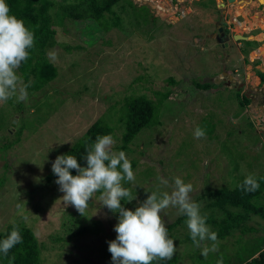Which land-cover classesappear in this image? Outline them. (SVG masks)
<instances>
[{
	"label": "rangeland",
	"instance_id": "rangeland-1",
	"mask_svg": "<svg viewBox=\"0 0 264 264\" xmlns=\"http://www.w3.org/2000/svg\"><path fill=\"white\" fill-rule=\"evenodd\" d=\"M54 1L56 18L64 0ZM169 1H135L141 8L122 12L115 6L120 24L107 31L87 20L64 19L54 26L56 44L47 50L58 68L55 79L25 101L0 102L5 119L0 124V231L12 223L29 227L41 246L38 264H113L105 251L117 237L119 215L103 206L97 192L82 216L64 203L56 180L47 183L45 175L101 117L114 125L113 151H122L116 149L122 131L116 110L127 95L146 94L155 101L157 92H169L158 110L160 124L141 129L124 151L135 161V180L127 182L135 199L127 201V209L135 211L153 192L171 193L179 177L193 185L191 199L207 217L213 213L206 208L212 197L203 193L230 189L264 171V134L254 119L262 111L253 108L255 103L264 108V84L257 75L264 72L259 37L264 1L173 0L172 6ZM217 24L228 39L205 35ZM18 75L23 80L20 68ZM196 83L211 86L199 89ZM19 115L31 127L12 143ZM197 127L204 129L203 138H195ZM259 195L252 200L255 208L264 206V192ZM161 215L166 227L182 216L174 207ZM186 221L167 228L177 247L175 264H218L221 258L223 264H239L251 248L264 249V219L254 213L218 236V250L207 258L191 241ZM86 222L97 223L99 233L77 235Z\"/></svg>",
	"mask_w": 264,
	"mask_h": 264
},
{
	"label": "clouds",
	"instance_id": "clouds-1",
	"mask_svg": "<svg viewBox=\"0 0 264 264\" xmlns=\"http://www.w3.org/2000/svg\"><path fill=\"white\" fill-rule=\"evenodd\" d=\"M9 13L6 0H0V102L13 98L22 102L28 98L27 88L30 85L24 83L18 69L28 60L35 37L23 20ZM194 136L203 138L204 129L197 127ZM114 144L111 134L97 136L96 141L86 148V167H82L74 155L58 156L52 164L53 174L58 177L55 182L64 193L62 199L66 205L74 206L84 216L89 201L101 192L99 200L103 206L119 213V222L114 228L117 237L109 242L108 248L113 264H152L155 260H171L177 247L169 237L161 215L170 207L177 208L180 214L187 217L190 237L197 248H202V256L207 258L210 252H216L217 233L207 225V218L200 213V205L191 199V183L186 184L176 177L171 193L165 191L158 195L153 192L135 211L121 204L125 198L128 202L135 199L122 186V182L134 181L135 174L126 153L113 151ZM73 169L77 170V175L72 174ZM161 183L167 185L168 181L161 178ZM241 187L247 192H255L260 184L255 175L250 174ZM24 219L27 220V217ZM22 240L18 227L14 225L7 238L0 240V253L7 256ZM218 264H223L222 258Z\"/></svg>",
	"mask_w": 264,
	"mask_h": 264
},
{
	"label": "trees",
	"instance_id": "trees-1",
	"mask_svg": "<svg viewBox=\"0 0 264 264\" xmlns=\"http://www.w3.org/2000/svg\"><path fill=\"white\" fill-rule=\"evenodd\" d=\"M6 3L10 8L9 14L23 20L25 26L34 33L35 37L34 47L29 50L30 56L20 67L24 83L30 85L27 88L28 95H32L34 92L40 90L58 75L57 66L47 57V50L56 44L55 25L62 24L64 19H71L74 21L87 20L95 25L96 30L98 28L99 31H107L112 26H119L120 24V16L114 10L115 6H118L121 12L127 8L132 10L141 8V5L135 4L132 0H64L58 5L60 11L55 18L52 13V9L56 4L54 0H6ZM259 37L264 39V32L259 34ZM64 47L66 50H70L68 45H64ZM257 75L260 79V83L264 84V72L258 71ZM170 81L172 82V79ZM195 86L199 89H205L211 85L196 83ZM168 94V91L157 92L158 97L155 101L146 94L127 95L123 98V103L116 110V121L122 129L120 134L121 142L116 146V149L128 151L130 144L141 129L160 124L158 120V110ZM243 104L244 101L239 99V105ZM20 108H22V104L18 103L17 109ZM3 120L5 119H3L2 111H0V124ZM25 127L30 128L31 124L24 119L23 115H19L17 128L14 132L15 139L12 143L19 140L20 134ZM113 130L114 125H110L109 122L102 117L98 118L80 137L73 141L62 155H74L78 163H80L82 167H86L87 163L84 159L86 148L96 141L97 136L112 135ZM208 132L210 133V130H208ZM130 162L133 168L135 166V161L130 160ZM71 171L73 175L78 174L75 169ZM255 177L260 184V188L255 192H247L242 189L241 185L245 177L235 187L230 189L223 187L215 191L203 193L205 197H212V199L208 201L206 208L211 209L210 211L213 213L207 216L206 220L216 227V229L212 231L216 232L217 236L228 234L233 228L237 227L242 220L246 219L250 213L259 215L264 219V206L255 208L252 205V200H257L255 198L259 197V194L264 192V171L255 174ZM57 179L58 177L53 174L52 169L45 175L47 183L51 184ZM122 186L133 194L127 182H122ZM121 204L126 208L127 198L122 200ZM218 211H222L223 215L218 217L214 216ZM114 215H119V213H114ZM79 219L80 217L78 216L76 220ZM186 219L187 217L182 215L173 223L169 224L167 228L171 229L178 223L185 222ZM14 225L19 229L23 238L22 243L13 247L7 256L0 253V264H9L10 261L11 264H38L41 246L29 227L20 225V223L9 224L3 231H0V240L7 238L13 230ZM99 231L100 226H98L97 223L86 222L78 228L76 233L77 235H81L92 232L99 233ZM57 239L60 238L57 237ZM189 239L188 237V240ZM105 252L109 254L110 260H112V254L109 250L107 249ZM250 252V254L243 256L239 264H264V249L251 248ZM176 259L177 258L173 256L171 260H155L152 264H175Z\"/></svg>",
	"mask_w": 264,
	"mask_h": 264
},
{
	"label": "flooded vegetation",
	"instance_id": "flooded-vegetation-1",
	"mask_svg": "<svg viewBox=\"0 0 264 264\" xmlns=\"http://www.w3.org/2000/svg\"><path fill=\"white\" fill-rule=\"evenodd\" d=\"M148 1V0H147ZM218 25V24H217ZM221 27H222V31L221 32H218L217 31V29H216V31L214 32L215 33V38H217L218 40H224V39H228V35L226 34V33H224L223 32V26L222 25H220ZM218 27H219V25H218ZM211 33H206L205 35L206 36H209ZM227 37V38H226ZM228 77H229V79H232V81H233V77L230 75V74H228ZM260 80V79H259ZM238 89V88H237ZM253 108H255L256 110H260V111H262V112H260V113H263L264 114V108L260 105V104H258V103H255L254 105H253ZM262 109V110H261Z\"/></svg>",
	"mask_w": 264,
	"mask_h": 264
},
{
	"label": "built area",
	"instance_id": "built-area-1",
	"mask_svg": "<svg viewBox=\"0 0 264 264\" xmlns=\"http://www.w3.org/2000/svg\"><path fill=\"white\" fill-rule=\"evenodd\" d=\"M169 1V0H168ZM171 1V3H170V5L172 6V4H175L176 2H172L173 0H170ZM169 1V2H170ZM175 6V5H174ZM176 8V7H175ZM254 111V110H253ZM254 112H256V110L254 111ZM260 115H258V116H254V119L256 120V118H259L258 120V128L259 129H261V131H263L264 132V114L263 113H259Z\"/></svg>",
	"mask_w": 264,
	"mask_h": 264
},
{
	"label": "water",
	"instance_id": "water-1",
	"mask_svg": "<svg viewBox=\"0 0 264 264\" xmlns=\"http://www.w3.org/2000/svg\"><path fill=\"white\" fill-rule=\"evenodd\" d=\"M133 2H135V1H140V0H132ZM260 2H262V1H264V0H259ZM217 31L218 32H221L222 31V27L221 26H219L218 28H217ZM209 36H211V37H215V33H211ZM227 38V37H226ZM234 38L235 39H244V40H247V39H249V37H247V36H242V35H234ZM220 80V79H219Z\"/></svg>",
	"mask_w": 264,
	"mask_h": 264
}]
</instances>
